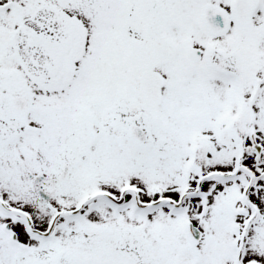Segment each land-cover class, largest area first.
<instances>
[{"label": "snow or ice", "instance_id": "snow-or-ice-1", "mask_svg": "<svg viewBox=\"0 0 264 264\" xmlns=\"http://www.w3.org/2000/svg\"><path fill=\"white\" fill-rule=\"evenodd\" d=\"M0 264H264V0H0Z\"/></svg>", "mask_w": 264, "mask_h": 264}]
</instances>
